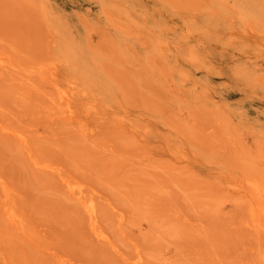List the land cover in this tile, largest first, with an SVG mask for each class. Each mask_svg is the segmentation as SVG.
<instances>
[{
    "label": "rangeland",
    "instance_id": "rangeland-1",
    "mask_svg": "<svg viewBox=\"0 0 264 264\" xmlns=\"http://www.w3.org/2000/svg\"><path fill=\"white\" fill-rule=\"evenodd\" d=\"M0 264H264V0H0Z\"/></svg>",
    "mask_w": 264,
    "mask_h": 264
}]
</instances>
